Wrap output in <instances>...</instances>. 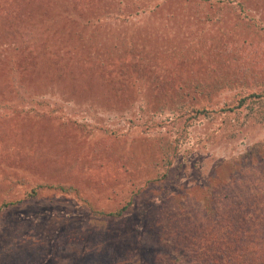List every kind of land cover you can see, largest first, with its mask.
<instances>
[{
  "label": "rangeland",
  "instance_id": "374dc122",
  "mask_svg": "<svg viewBox=\"0 0 264 264\" xmlns=\"http://www.w3.org/2000/svg\"><path fill=\"white\" fill-rule=\"evenodd\" d=\"M244 7L0 0V264H83L96 237L128 264L153 208L264 155V103L238 105L264 92V2Z\"/></svg>",
  "mask_w": 264,
  "mask_h": 264
},
{
  "label": "trees",
  "instance_id": "16d2710c",
  "mask_svg": "<svg viewBox=\"0 0 264 264\" xmlns=\"http://www.w3.org/2000/svg\"><path fill=\"white\" fill-rule=\"evenodd\" d=\"M237 1L242 6L241 12L248 17L244 7L248 0ZM250 98L264 103V92L241 98L239 108L247 105ZM208 111L198 109L194 112L197 115ZM172 158L173 153L166 155L167 165L172 163ZM237 161L246 162L237 170L240 171L238 174L234 172L226 180H223V176L219 178L215 175L217 180H209L203 187L201 197L193 193L191 203L186 204L185 200L178 203L173 196L153 208L140 232L141 237L147 233L150 243L143 254L132 255L128 264H264V155L261 149L258 152L252 150ZM11 204H2L0 214ZM132 204L133 200L107 215L112 218L125 217ZM173 206L176 208L170 211L169 207ZM172 213L177 217L181 215L185 218L184 222L188 220L191 226L189 239L184 236L185 229H171V222L174 224V221L169 214ZM91 244L88 255L81 259V263L109 264L115 246H109L100 237H96Z\"/></svg>",
  "mask_w": 264,
  "mask_h": 264
}]
</instances>
